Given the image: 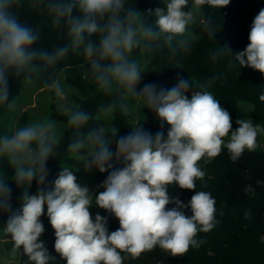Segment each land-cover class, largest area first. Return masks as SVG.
<instances>
[{
    "label": "clouds",
    "instance_id": "9594fccd",
    "mask_svg": "<svg viewBox=\"0 0 264 264\" xmlns=\"http://www.w3.org/2000/svg\"><path fill=\"white\" fill-rule=\"evenodd\" d=\"M165 2L166 11L155 9V21L150 23L148 15H153L152 10L145 15L128 0H28L32 10L50 18L54 30L67 29L64 46L37 50L33 45L38 34L21 22V0H0V106L11 107L10 73L23 74L24 81L31 83L71 51L83 54L99 91L118 96L109 106L111 109L118 107L126 113L128 98H135L152 110L161 124V131L152 135L136 123L128 135L115 141L113 153L105 134L115 136L117 129L88 127V111L68 102L58 104L67 126L78 137L68 143L67 150L83 157L87 170L95 168L104 173L112 169L100 185L103 191L95 197L77 182L69 167L62 168L51 190L40 187L48 175L47 161L57 156L63 139L55 120L44 118L0 132V163L12 170L11 179L17 187L24 188L20 207L13 211L9 175L0 169V212L10 213L2 230L12 241L13 252L22 250L30 264H50L55 259L40 239L45 231L40 219L45 206L54 230L55 252L66 264H123L122 253L138 258L159 247L177 257L200 247L203 241L196 239L197 234L210 231L218 221L215 198L210 192L196 191V181L205 176L199 162L218 157L224 149L235 162L246 150L257 149L264 126L254 125L250 118L237 119L238 127L232 130L230 113L207 90L215 77L207 84H195L199 90L191 91V98L188 93L194 83L183 77H178L170 89L149 83L136 92L141 74L147 71V57H154L164 48L172 56L188 49V40L177 37H185L194 20L189 0ZM229 3L230 0H192L193 8L207 4L221 9ZM74 8L81 13L75 18ZM209 34L215 33L209 30ZM248 40L245 49L235 54L228 47L221 50L232 53L240 67H250L264 75V8L254 17ZM220 54L214 53L213 59ZM230 66L235 68L236 64ZM50 86L57 97L66 96L58 79ZM164 124L168 125L166 138ZM113 159L123 166L114 168ZM33 180L38 190L29 194ZM173 184L194 192L187 204L169 195L168 188ZM256 184L264 181L257 180ZM244 191L255 195L250 184ZM169 204L175 206L168 208ZM93 205L112 214L119 228L109 232L107 217L99 213L93 219ZM185 209L191 211L190 216ZM244 215L247 219L251 213Z\"/></svg>",
    "mask_w": 264,
    "mask_h": 264
},
{
    "label": "trees",
    "instance_id": "16d2710c",
    "mask_svg": "<svg viewBox=\"0 0 264 264\" xmlns=\"http://www.w3.org/2000/svg\"><path fill=\"white\" fill-rule=\"evenodd\" d=\"M159 1L128 0L129 4L145 15L152 10L153 15H148L150 23L155 21L154 11L160 8ZM262 8H264V0H230L229 5L221 9L207 4L193 8L192 0H189V9L193 10L194 20L188 26L187 51L179 50L175 56H172L169 49L164 48L154 57H147V71L141 74L142 79L136 87V92L139 93L144 85L149 83L170 89L177 83L178 77L183 76L196 77L201 85L207 84L215 77L207 90L212 91L222 107L231 114L232 126L238 127L236 120L243 119L239 107L241 100L251 101L254 104V116L264 126V99H261L264 96V75L250 67H240L233 59V54L244 50L248 45L251 24ZM18 11L21 22L38 34L33 48L50 50L53 46L62 47L67 43V29L61 32L54 30L50 18L44 13L32 10L28 0H21ZM80 15L78 8H74L72 16L75 18ZM209 30L215 33L214 36L209 34ZM224 47H228L233 54L227 49L221 50ZM217 52L221 54L217 59H213V54ZM231 63H235L236 67H231ZM61 71L67 74L68 80L84 90L86 88L90 90L95 86L89 74L88 62L82 53L70 51L57 65L38 76V80L41 85H51L53 80L58 79ZM23 80V74L16 75L14 72L9 74V104L20 92ZM117 99L118 96H109L99 90L91 92L82 103V108L90 115L88 127H100L95 117L96 113ZM9 110L7 105L0 106V121ZM147 110L150 123L143 128L155 135L161 131V124L156 114L149 108ZM22 120L23 116L17 121L20 123ZM167 130L168 125L164 124L165 138ZM130 132L131 129L126 128L124 131L121 129V136H126ZM64 138L68 142L78 139L73 133ZM117 139H108L111 141L109 147L113 153L116 150ZM59 150V155H63L60 156L61 160H68L71 152L67 147ZM112 163L114 168L123 166L115 159ZM199 166L205 172L203 180L206 184L202 191L210 192L215 198L218 221L210 231L197 234L196 239L203 241L200 247L190 248L184 255L177 257H172L159 247L142 253L138 258L122 253L123 264H264V184H256L257 180L264 181V149H256L252 152L246 150L235 162L231 161L227 149H224L218 157L210 161L201 160ZM0 169L7 171L9 175L10 202L12 210L15 211L20 207L24 188L17 187L15 181L11 179L12 170L5 163H0ZM111 170L102 173L103 181ZM59 172L57 171V174ZM34 181L36 180L32 181L28 189L29 194L37 193L38 188ZM48 182H52L51 179H46L45 183ZM249 184L255 189V195L245 194V186ZM196 191L200 190L196 189ZM168 193L170 196L178 197L185 204L194 195L193 191L180 189L175 184L169 186ZM174 206L169 204L167 207ZM102 210L103 216L108 219L109 232L117 230L120 226L119 221L109 212ZM248 211L251 216L246 219L244 214ZM185 213L191 215L189 209H185ZM9 214L0 212V220H6ZM44 227L47 229L44 231V237L40 239L49 254L55 258L50 264H66V261L55 252L53 228L45 224ZM20 264H30L26 255L23 256Z\"/></svg>",
    "mask_w": 264,
    "mask_h": 264
},
{
    "label": "rangeland",
    "instance_id": "374dc122",
    "mask_svg": "<svg viewBox=\"0 0 264 264\" xmlns=\"http://www.w3.org/2000/svg\"><path fill=\"white\" fill-rule=\"evenodd\" d=\"M159 7L160 9H164L166 11L165 0L159 1ZM187 33L185 37H179V39H186ZM74 76L76 77L77 74H75ZM183 78L190 79L194 83L192 89H190L188 93L189 98H191V91L199 90L195 84H201L199 83L196 77L183 76ZM58 80L60 81L66 93V96L63 98L57 97L54 89H52L50 85H41L38 80V77H34L31 83H26L23 80L20 92L10 103V110L2 117L0 121V132L10 127L12 128L13 125L19 126L32 121L49 118L57 122L58 129L63 134V139L59 148L67 147L69 142L64 138V136H69L72 133L74 134V131L67 126L66 117L58 111V104L62 102H68L72 105H79L82 107L83 101H85L86 98L89 97L90 93L98 91V89L93 86L90 88V90L86 88V91L81 87H78L72 81L68 80L67 74L62 71L58 76ZM213 95L216 99H218L214 93ZM127 104L128 111L126 113L121 112L118 107L115 109H111L109 107L110 105L105 106L104 109L96 113L95 117L99 121L100 127H103L106 131L117 129V133L115 136H113L111 132L106 133V139H115L121 137V129L124 131L126 128H128L132 131V127L135 126L136 123H138L139 126L142 127L144 125H149V111L146 107H144L142 102L136 100L135 98L129 97L127 100ZM239 107L243 114V119L250 118L254 125L258 123L263 126L254 116V104L251 101L241 100L239 102ZM21 116H23V120L18 123L17 120ZM231 120L233 123L232 116ZM236 128L237 127L232 126V130H235ZM257 149H264V135L258 136ZM59 154L60 150L58 149L57 156H50L47 161L46 166L48 170V175L46 179H51L52 182H48V184L44 183V185L40 186L43 188V190H51L53 188L54 180L59 174H57V171H61L63 167H69L71 170L74 171V174L77 176V182L81 186H86L89 189L90 194L93 195V197H95V195L99 192L103 191V188L100 187V185L103 183L101 172H99L95 168L87 170L83 163V157H78L76 154L71 153L70 155H68V160H61L60 156L63 155ZM82 155H87V153L82 152ZM34 184H36L38 188L36 181H34ZM205 184L206 181H204L203 179L197 180L196 189L202 191ZM46 211L47 209L45 206V214L42 215L40 219L43 225L45 224L46 226L51 227L48 217L46 215ZM90 212L92 213L93 219L97 213L103 216V210L101 208L96 207L95 205L90 208ZM7 219L0 220V264H20L24 256L23 251L18 250L14 253L13 244L10 237L2 230L7 223ZM46 229L47 228H45V230ZM41 237H44V233Z\"/></svg>",
    "mask_w": 264,
    "mask_h": 264
}]
</instances>
